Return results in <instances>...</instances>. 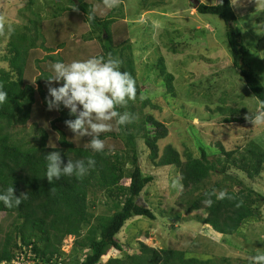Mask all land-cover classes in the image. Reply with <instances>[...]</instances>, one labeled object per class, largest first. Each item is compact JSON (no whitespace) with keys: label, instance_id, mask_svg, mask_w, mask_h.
<instances>
[{"label":"trees","instance_id":"16d2710c","mask_svg":"<svg viewBox=\"0 0 264 264\" xmlns=\"http://www.w3.org/2000/svg\"><path fill=\"white\" fill-rule=\"evenodd\" d=\"M67 1L69 5H59L47 20L42 19L39 12L30 11L34 17L29 18L28 25L12 31L7 44L8 54L4 60L10 69H0V85L8 93L7 101L0 105V191L13 187L16 196L27 194L19 207L8 208L0 202V214L14 216L0 242V264H10L17 255H25L32 264H102L111 249L121 255L111 257L104 264H216L212 258L199 257L187 250L151 247L143 242L139 243L137 252L131 253V247L126 248L117 238L135 217L156 219L152 209L138 203L154 178L145 174L140 166L137 141L139 138L144 141L153 166H174L179 171L184 185L181 202L185 203L187 211H206L202 222L223 236L241 235L248 224L259 221L264 197L240 179L237 181L239 189L225 188L222 182L209 188L203 186L213 173L223 177L233 168L254 181L264 170V144L252 140L243 148L226 150L221 143H216L213 150V146L200 141L199 155L187 150L184 160L172 145L165 146L161 153L159 141L168 136V126L153 115L142 114L149 100L141 99V89L136 82V99L117 109L121 113L129 112L134 117L132 122L118 128L114 125L113 131L102 133L100 138L105 141V149L94 152L88 146L90 137H74L65 125L66 120L75 118L69 115L68 109L61 105L59 110H48L45 100L48 87L59 85L55 82L49 85L46 79L53 74L51 65L57 61L68 63L93 56L107 58L109 54L121 61V71L135 78L132 44L127 24L118 26L121 17L115 13V8H106L104 0H78V5L74 0ZM33 2L29 0L21 11L31 9ZM233 7L232 0H219L215 4L201 3L196 10L200 14L219 16L224 21L232 58L230 64L240 71L261 105L264 104V82L258 69L251 65L252 42L249 44L245 38ZM89 16L94 19L89 20ZM171 49L178 52L173 42ZM158 66L162 82L167 91L173 93L174 75L167 71L163 57ZM34 76L37 87L32 80ZM40 100L44 101L43 105ZM136 102L141 103L139 108ZM217 110L225 114L224 123L244 121L234 116L239 109L219 106ZM33 117L37 121H51L56 131L51 140L58 137L59 141L56 148L48 145L50 137L44 129L38 130L39 142L36 137L27 142L16 139L13 127L26 124ZM123 144L125 148H121ZM57 150L64 164L69 158L86 160L92 157L95 166L83 178L61 176L49 183L44 177L45 155ZM210 154L216 156L214 160ZM214 190H226L234 199L216 200L213 196L212 207H207L203 203L208 198L206 193ZM99 195L112 204L108 216L95 215L91 211L97 207ZM68 236L74 237L72 250L75 255L70 261L63 258L66 253L62 250ZM219 262L233 264L226 257ZM244 264L250 261L245 260Z\"/></svg>","mask_w":264,"mask_h":264},{"label":"rangeland","instance_id":"374dc122","mask_svg":"<svg viewBox=\"0 0 264 264\" xmlns=\"http://www.w3.org/2000/svg\"><path fill=\"white\" fill-rule=\"evenodd\" d=\"M28 1L0 0V69H10L4 60L8 54L7 44L12 31L28 25L29 18L34 17L30 11L39 12L42 19L47 20L59 5H69L67 0H34L31 9L21 11ZM200 1L205 4L219 2ZM232 2L245 38L249 44L252 42L251 65L258 69L264 82V0ZM115 9L121 17L118 26L126 23L128 27L141 99L149 100L142 114L153 115L169 129L168 136L159 141L161 153L165 146L172 145L184 160L187 150L199 155L200 141L213 146V150L216 143H221L226 150L239 146L243 148L252 140L264 144V126H255L245 119L257 110L260 103L245 84L240 71L230 64L232 58L226 26L219 16L198 13L189 0H147L146 3L143 0H121ZM171 42L177 45L178 52L172 51ZM162 57L167 71L174 75L173 93L167 91L160 78L158 62ZM32 80L37 87L36 76ZM36 97L41 98L39 93ZM43 102L40 100L41 105ZM135 105L139 108L141 103L136 102ZM219 106L239 109L238 115L234 116L244 121L224 123L225 114L217 110ZM52 126L51 121H37L33 117L26 124L15 125L12 132L17 140L27 142L36 137L39 142L38 130L44 129L50 137L48 145L53 141L59 145L58 137L51 140L56 135ZM121 148H125L124 144ZM137 152L143 172L154 178L144 189L138 203L152 209L156 219L135 217L124 226L117 238L126 248L131 247L129 252H137L139 243L143 242L151 247L187 250L199 257L212 258L216 264H221L219 260L223 257L233 264H244L250 256L264 252V200L259 221L248 224L241 235H219L202 222L207 216L206 211H187V206L181 202L184 188L178 192L171 187V181L180 178L179 171L174 166H153L148 158L149 150L140 138ZM210 155L214 160L216 156ZM220 176L213 173L203 187L209 188L216 182H222L225 188L239 189L237 181L240 179L264 197V170L254 181L235 168L227 172L226 177ZM107 201L110 200L99 195L97 207L91 211L95 215H110L112 204ZM13 219L12 215L0 214V242L4 240ZM73 243V236L64 240L62 249H65L66 255L63 258L67 261L75 255ZM120 255L117 250L111 249L102 259V264Z\"/></svg>","mask_w":264,"mask_h":264},{"label":"clouds","instance_id":"9594fccd","mask_svg":"<svg viewBox=\"0 0 264 264\" xmlns=\"http://www.w3.org/2000/svg\"><path fill=\"white\" fill-rule=\"evenodd\" d=\"M118 5L119 0H104V6L108 9ZM87 18L91 20L94 16ZM120 69L121 61L111 54L107 58L93 56L84 60L74 59L68 63L57 61L51 65L53 74L46 79L49 85L52 82L59 85L48 87V96L45 98L48 110H59L61 105L68 109L69 115L75 118L66 120L65 125L75 134L74 137H90L88 146L97 153L105 149V141L100 138L102 133L113 131L114 125L118 128L131 123L134 118L129 112L121 113L117 110L129 101H134L137 94L135 78ZM7 98L8 93L0 85V105L5 103ZM245 119L255 126H264V104L251 115L245 116ZM50 146L56 148V144L51 142ZM45 159L47 165L44 177L49 183L60 179L61 176L83 178L96 163L92 157H88L86 160L69 158L64 164L58 150L45 155ZM171 187L182 192V179H173ZM51 191H54V188ZM206 196L208 198L203 203L207 207H212L213 196L216 200L234 199L226 190H214L206 193ZM26 198L27 194L24 193L16 196L13 187L0 191V202L8 208L19 207ZM249 261L250 264H264V252L250 256Z\"/></svg>","mask_w":264,"mask_h":264},{"label":"built area","instance_id":"2783aa9c","mask_svg":"<svg viewBox=\"0 0 264 264\" xmlns=\"http://www.w3.org/2000/svg\"><path fill=\"white\" fill-rule=\"evenodd\" d=\"M72 238V237H71ZM73 246V245H72ZM63 251H65V249H63ZM31 256V254H30ZM29 256V257H30ZM33 262L25 257V255H22V256H16V258H14L10 264H32Z\"/></svg>","mask_w":264,"mask_h":264},{"label":"water","instance_id":"95a60500","mask_svg":"<svg viewBox=\"0 0 264 264\" xmlns=\"http://www.w3.org/2000/svg\"><path fill=\"white\" fill-rule=\"evenodd\" d=\"M77 4H79L78 0H74ZM189 2L193 5L194 8H198L202 3L200 0H189Z\"/></svg>","mask_w":264,"mask_h":264},{"label":"bare ground","instance_id":"6f19581e","mask_svg":"<svg viewBox=\"0 0 264 264\" xmlns=\"http://www.w3.org/2000/svg\"><path fill=\"white\" fill-rule=\"evenodd\" d=\"M77 4V3H76ZM78 5V4H77Z\"/></svg>","mask_w":264,"mask_h":264}]
</instances>
